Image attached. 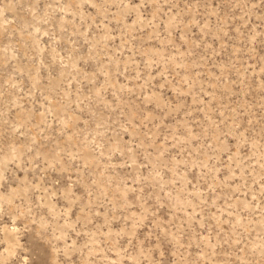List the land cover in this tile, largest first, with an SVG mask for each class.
<instances>
[{"label":"rangeland","instance_id":"obj_1","mask_svg":"<svg viewBox=\"0 0 264 264\" xmlns=\"http://www.w3.org/2000/svg\"><path fill=\"white\" fill-rule=\"evenodd\" d=\"M0 264H264V0H0Z\"/></svg>","mask_w":264,"mask_h":264}]
</instances>
